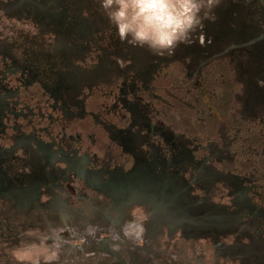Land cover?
Instances as JSON below:
<instances>
[{"label":"rangeland","instance_id":"374dc122","mask_svg":"<svg viewBox=\"0 0 264 264\" xmlns=\"http://www.w3.org/2000/svg\"><path fill=\"white\" fill-rule=\"evenodd\" d=\"M213 14L174 54L156 56L122 42L98 0H0V55L17 65L73 69L81 82L75 92L89 95L133 80L129 67L153 63L185 95L166 102L156 122L170 132L171 156L188 155L165 168L175 175L169 187L116 202L73 185L64 201L11 205L0 227H11L13 246L22 233L53 225L69 241L61 264H264V0H221ZM111 66L113 77L81 73ZM135 127L149 128L146 139L163 155L169 144L154 138V128ZM137 217L146 218V232L135 244L101 231ZM88 225L100 231L88 236ZM0 264H14L2 245Z\"/></svg>","mask_w":264,"mask_h":264},{"label":"flooded vegetation","instance_id":"af4514ba","mask_svg":"<svg viewBox=\"0 0 264 264\" xmlns=\"http://www.w3.org/2000/svg\"><path fill=\"white\" fill-rule=\"evenodd\" d=\"M60 32L56 29L57 42ZM136 65L129 67L133 80L105 93L80 95L73 69L55 74L0 55V202L61 201L71 196L64 192L73 185L116 202L141 200L148 196L141 190L149 186H170L175 175L165 168L177 158L188 161V155L184 149L171 156L170 132L156 122L165 119L169 101L181 103L184 90L169 83L159 66ZM114 67L81 73L90 80L113 77ZM140 122L154 128L160 144H169L163 155L146 139L149 128L144 134L135 127ZM102 230L114 233L110 225Z\"/></svg>","mask_w":264,"mask_h":264},{"label":"clouds","instance_id":"9594fccd","mask_svg":"<svg viewBox=\"0 0 264 264\" xmlns=\"http://www.w3.org/2000/svg\"><path fill=\"white\" fill-rule=\"evenodd\" d=\"M119 39L133 47L146 48L156 56L172 55L181 44H187L205 20L214 21V9L221 0H98ZM121 67L125 64L118 61ZM146 218L126 221L113 230L115 241L143 240ZM94 236L91 225L84 229ZM69 245L59 227L46 225L44 230H28L18 244L7 249L14 264H61V256ZM119 250V246H115Z\"/></svg>","mask_w":264,"mask_h":264},{"label":"crops","instance_id":"0c3cea01","mask_svg":"<svg viewBox=\"0 0 264 264\" xmlns=\"http://www.w3.org/2000/svg\"><path fill=\"white\" fill-rule=\"evenodd\" d=\"M12 209H13V206H11L9 203L0 202V211H2L1 214H0V216L5 217V216H7V213L8 212H10L11 215H12V212H11ZM5 224L6 223H2L3 226L0 227V230H3L4 231L3 234L5 235V236L0 235L1 236L0 237V245L3 246V249L7 250L8 248H10V247L13 246V243L14 242H12L10 240V238H7V236L9 234H11V231H10L11 227L10 226H6Z\"/></svg>","mask_w":264,"mask_h":264}]
</instances>
